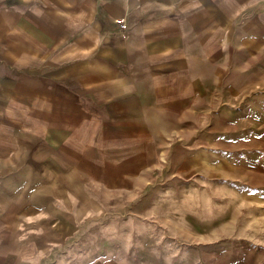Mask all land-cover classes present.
Masks as SVG:
<instances>
[{
	"label": "crops",
	"instance_id": "1",
	"mask_svg": "<svg viewBox=\"0 0 264 264\" xmlns=\"http://www.w3.org/2000/svg\"><path fill=\"white\" fill-rule=\"evenodd\" d=\"M223 122L264 138V0H0V264H137L94 235V171Z\"/></svg>",
	"mask_w": 264,
	"mask_h": 264
},
{
	"label": "rangeland",
	"instance_id": "2",
	"mask_svg": "<svg viewBox=\"0 0 264 264\" xmlns=\"http://www.w3.org/2000/svg\"><path fill=\"white\" fill-rule=\"evenodd\" d=\"M222 129L224 137L165 139L120 178L117 169L94 171L109 177V195L100 197L110 200L87 204L101 215L91 220L101 249L137 264H264V163L240 164L245 155L233 152L264 148V138H241L226 122ZM188 155L200 160L187 166Z\"/></svg>",
	"mask_w": 264,
	"mask_h": 264
},
{
	"label": "built area",
	"instance_id": "3",
	"mask_svg": "<svg viewBox=\"0 0 264 264\" xmlns=\"http://www.w3.org/2000/svg\"><path fill=\"white\" fill-rule=\"evenodd\" d=\"M127 22H125V20L121 19L118 21V24L121 28L125 29L127 28V25H126Z\"/></svg>",
	"mask_w": 264,
	"mask_h": 264
}]
</instances>
